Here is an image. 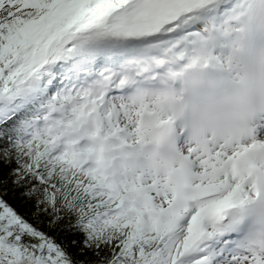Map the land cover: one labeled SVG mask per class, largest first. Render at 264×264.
<instances>
[{
	"label": "snow or ice",
	"instance_id": "6c2138e0",
	"mask_svg": "<svg viewBox=\"0 0 264 264\" xmlns=\"http://www.w3.org/2000/svg\"><path fill=\"white\" fill-rule=\"evenodd\" d=\"M0 264H264V0H0Z\"/></svg>",
	"mask_w": 264,
	"mask_h": 264
}]
</instances>
